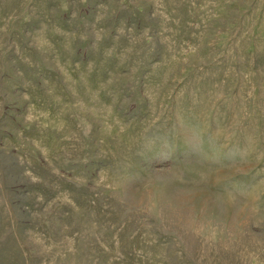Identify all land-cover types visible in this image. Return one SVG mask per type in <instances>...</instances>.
<instances>
[{
	"label": "rangeland",
	"instance_id": "374dc122",
	"mask_svg": "<svg viewBox=\"0 0 264 264\" xmlns=\"http://www.w3.org/2000/svg\"><path fill=\"white\" fill-rule=\"evenodd\" d=\"M0 264H264V0H0Z\"/></svg>",
	"mask_w": 264,
	"mask_h": 264
}]
</instances>
